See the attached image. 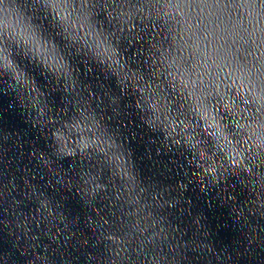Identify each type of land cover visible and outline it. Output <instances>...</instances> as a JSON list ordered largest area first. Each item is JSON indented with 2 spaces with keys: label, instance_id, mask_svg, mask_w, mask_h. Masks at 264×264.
<instances>
[{
  "label": "water",
  "instance_id": "95a60500",
  "mask_svg": "<svg viewBox=\"0 0 264 264\" xmlns=\"http://www.w3.org/2000/svg\"><path fill=\"white\" fill-rule=\"evenodd\" d=\"M0 264H264V0H0Z\"/></svg>",
  "mask_w": 264,
  "mask_h": 264
}]
</instances>
